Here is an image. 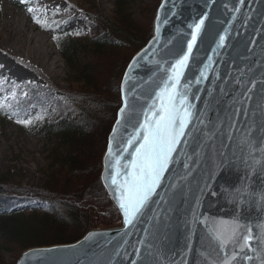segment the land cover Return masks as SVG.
Instances as JSON below:
<instances>
[{
	"label": "water",
	"instance_id": "1",
	"mask_svg": "<svg viewBox=\"0 0 264 264\" xmlns=\"http://www.w3.org/2000/svg\"><path fill=\"white\" fill-rule=\"evenodd\" d=\"M201 19L181 78L189 85L195 118L158 195L125 226L106 186L115 160L125 162L118 146L142 122L144 108L187 52ZM120 93L121 107H127L123 116L119 109L120 123L108 137L101 182L122 227L91 231L69 245L30 249L16 264H223L225 252L230 264H264V0H162L153 37L127 66ZM234 222L242 226L239 234L251 229L252 250L220 247L214 230Z\"/></svg>",
	"mask_w": 264,
	"mask_h": 264
},
{
	"label": "trees",
	"instance_id": "2",
	"mask_svg": "<svg viewBox=\"0 0 264 264\" xmlns=\"http://www.w3.org/2000/svg\"><path fill=\"white\" fill-rule=\"evenodd\" d=\"M161 1L152 9L143 0L131 15L129 6L137 2L116 0L112 19L79 4L51 14L55 45L72 82L61 89L25 65L46 85L25 83L0 105L4 119L35 117L33 129L48 149L43 185L25 186L11 172L0 179V264H15L33 248L69 245L91 231L122 227L101 182L102 160L122 105L124 73L153 37ZM79 12L86 30L72 34L70 17Z\"/></svg>",
	"mask_w": 264,
	"mask_h": 264
},
{
	"label": "rangeland",
	"instance_id": "3",
	"mask_svg": "<svg viewBox=\"0 0 264 264\" xmlns=\"http://www.w3.org/2000/svg\"><path fill=\"white\" fill-rule=\"evenodd\" d=\"M115 1L0 0V105L4 100L16 96L25 83L46 85L25 65L39 69L61 89H69L72 80L67 75V67L55 45L51 26L54 19H51V14L57 15L53 12L63 11L68 5L79 4L112 19ZM135 1L139 6H129L128 13L131 15L137 14L143 0ZM158 2L144 0V4L152 9ZM70 19L68 29L72 34L86 30L80 12ZM34 119L30 116L26 120L29 123H18L21 120L0 116V179L11 172L16 181L25 186H41L45 183L43 171L47 166L48 149L33 129ZM5 258L7 262H13L10 255Z\"/></svg>",
	"mask_w": 264,
	"mask_h": 264
},
{
	"label": "snow or ice",
	"instance_id": "4",
	"mask_svg": "<svg viewBox=\"0 0 264 264\" xmlns=\"http://www.w3.org/2000/svg\"><path fill=\"white\" fill-rule=\"evenodd\" d=\"M204 22V19H201L195 26L192 39L187 44V52L170 66V74L166 76L163 85L155 93L152 102L144 108L142 122L134 125L128 139L118 146V151L125 162L121 163V159L115 160L114 170L110 172L111 184L106 186L112 188V195L123 214L125 226H130L138 218H141L152 197L158 195L157 190L162 187L165 173L169 171L174 162L178 148L184 141L189 125L195 118L187 92L189 85H182L181 78L182 70L187 67L190 59L189 54L193 50L197 34ZM224 40L225 37L221 36L220 46H223ZM132 63L135 64L136 61L133 60ZM203 78H205L204 74L201 73V79ZM181 88L185 90L181 91ZM126 107L127 103L120 108L121 116H123ZM17 122L29 123L30 121ZM116 123L119 124L120 120L118 119ZM112 153V142L109 141L107 156L111 158ZM108 163H112V161L109 159ZM240 227L242 226L239 223L234 222L229 226H220L214 230L215 239L222 249L233 244L242 252L246 248L252 250L251 229L248 230L249 235L244 236L239 234ZM234 258L235 253L232 255V259ZM245 258L252 259L247 254H245ZM223 264H230L227 252H225Z\"/></svg>",
	"mask_w": 264,
	"mask_h": 264
}]
</instances>
